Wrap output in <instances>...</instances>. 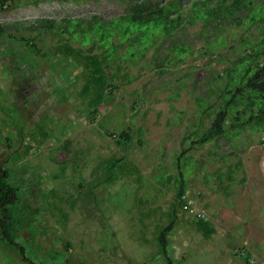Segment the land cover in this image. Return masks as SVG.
I'll list each match as a JSON object with an SVG mask.
<instances>
[{"label": "rangeland", "instance_id": "374dc122", "mask_svg": "<svg viewBox=\"0 0 264 264\" xmlns=\"http://www.w3.org/2000/svg\"><path fill=\"white\" fill-rule=\"evenodd\" d=\"M195 1L182 5L190 10ZM129 2H2L0 161L16 199L5 201L0 264H240L241 246H252L264 260V128L189 147L210 122L200 117V101L215 99L243 42L264 32L247 27L244 18L243 25L222 22L207 40L222 34L226 42L201 54V22L186 23L173 38H183L193 52L165 66L153 63L154 47L122 61L126 76L89 123L78 94L82 78L70 60L49 55L58 37L24 28L38 18L113 17ZM10 33L32 37L38 50ZM123 130L126 145L117 143ZM183 149L185 190L210 215L214 232L205 236L178 207L164 252L156 235L172 219ZM114 159L121 161L111 166Z\"/></svg>", "mask_w": 264, "mask_h": 264}, {"label": "trees", "instance_id": "16d2710c", "mask_svg": "<svg viewBox=\"0 0 264 264\" xmlns=\"http://www.w3.org/2000/svg\"><path fill=\"white\" fill-rule=\"evenodd\" d=\"M3 1L0 0V10L3 9ZM128 6L126 12L113 17L91 14L86 18H62L59 21L53 18H38L36 22L24 27L29 31L45 30L58 37L59 41L49 55L70 60V65L82 78L83 83L78 94L85 102L84 112L89 123L95 121L98 106L114 95L115 81L126 76L125 73L120 74L122 61L145 57L154 47L153 63L159 65L158 61H161L165 66L168 62H179L193 52V47L185 43L183 38H173L177 30L186 23L201 22L200 36L206 40L200 48L201 54L211 53L215 47L226 42L222 34L216 42L207 40L209 29L220 31L218 27L222 22L243 25L244 18L247 27L255 26L264 32V0H200L193 2L190 10H186L182 0H130ZM239 12H244L245 15L241 16ZM5 31V26L0 25V35L6 33ZM9 36L19 39L35 52L38 50L32 37L22 34L17 37L12 33ZM76 41L79 42L78 46L72 44ZM166 42L168 45L165 51L161 52L160 49ZM210 44H214L212 48L208 47ZM241 46L243 50L238 51L231 66L223 71L225 76L221 88L215 93V99L200 101V117L205 116L210 122L189 142L190 148L194 144L202 145L220 137H237L246 128L251 131L264 128V36L260 34L251 41L246 40ZM158 53L161 55H157ZM41 54L44 56L46 53L41 51ZM114 61L117 68L111 69V63ZM120 133L117 143L126 145L129 142L128 132L123 130ZM44 136L42 134V137ZM188 137L183 136V140ZM184 152L183 149L178 153L176 159V176L179 181L176 182V200L171 206L172 219L159 229L156 235L159 250L164 252L167 245L166 236L177 217V208L181 207L177 198L185 191L181 172ZM119 161L121 159H114L109 163L113 166ZM3 166L0 161V225L4 228L8 224L5 219L9 215L5 201H15L16 197L13 196L14 188L3 182L9 172L8 169H3ZM195 224L205 236L214 232V227L209 221L200 219L196 220Z\"/></svg>", "mask_w": 264, "mask_h": 264}, {"label": "built area", "instance_id": "2783aa9c", "mask_svg": "<svg viewBox=\"0 0 264 264\" xmlns=\"http://www.w3.org/2000/svg\"><path fill=\"white\" fill-rule=\"evenodd\" d=\"M177 200L181 204V208L195 220H210V215L203 208L197 207L195 201L190 198L187 192H184ZM238 253L245 259L247 264H264V260L257 256L252 246L248 248L241 246Z\"/></svg>", "mask_w": 264, "mask_h": 264}, {"label": "crops", "instance_id": "0c3cea01", "mask_svg": "<svg viewBox=\"0 0 264 264\" xmlns=\"http://www.w3.org/2000/svg\"><path fill=\"white\" fill-rule=\"evenodd\" d=\"M184 192H187L188 193V191H184ZM240 264H246V262L244 261V259L242 258V261L240 262Z\"/></svg>", "mask_w": 264, "mask_h": 264}]
</instances>
